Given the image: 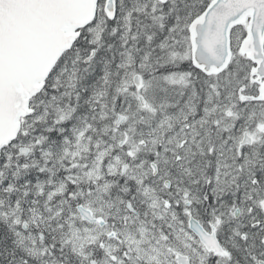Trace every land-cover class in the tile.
Wrapping results in <instances>:
<instances>
[{
	"label": "flooded vegetation",
	"instance_id": "flooded-vegetation-1",
	"mask_svg": "<svg viewBox=\"0 0 264 264\" xmlns=\"http://www.w3.org/2000/svg\"><path fill=\"white\" fill-rule=\"evenodd\" d=\"M251 68L249 71L243 68L242 73L235 75L240 78L241 88L248 82L251 84L241 95H238L241 88L237 91L233 88L232 67L217 77H206L198 72L193 88L198 100L193 104L195 110L169 111L167 117L174 120V130L169 134L179 132L181 136L178 144L160 157L154 158L145 142L141 143L144 159L138 158L130 146L127 151L122 149L125 144L135 145V141L140 140L139 131L125 135L123 147L107 157L102 155L105 147L98 126L81 141L71 138L79 152L78 159L60 174L53 172V168L59 167L51 166L46 188L49 186L50 193H55L65 183V192L76 197L73 204L68 201L75 207L74 215L86 228L95 230L96 240H90L85 264H119L121 256L126 260L135 259L133 264H264V101L255 100L258 87L248 77ZM244 76L247 80L242 82ZM200 87L204 94L199 93ZM190 91L182 86V94H192ZM214 98L219 103L212 101ZM226 102L233 106L221 108ZM152 128L151 120L147 119L144 126L147 139L153 137L148 131ZM112 144L111 139L106 149ZM114 159L129 163L113 166ZM21 175L22 185L40 180H35V174L27 179L23 171ZM136 176L140 195L137 192L135 196H125V200L129 199L124 206L120 204L119 210L124 215L121 219L111 193L119 184L132 181ZM73 186L82 191L81 195L71 190ZM105 186L113 187L108 197L99 195ZM55 196H52L53 202H57ZM78 207L90 211L103 225L82 218ZM37 210L40 211H31L32 221ZM57 210L63 212L61 206ZM39 216L44 218L41 213ZM191 220L206 230L214 229L227 255L204 250L190 231ZM126 221L133 224L132 232L137 240H124L120 227ZM24 224L27 229L23 232L31 234L32 224L23 222L22 227ZM152 227V234L142 240V229L150 232ZM157 228H161L160 232ZM112 233L114 237L109 238ZM40 235L37 234L39 242L54 243ZM7 241L16 242L13 247L6 243V251H17V258L10 257L14 264H39V259L28 256L20 240Z\"/></svg>",
	"mask_w": 264,
	"mask_h": 264
},
{
	"label": "rangeland",
	"instance_id": "rangeland-1",
	"mask_svg": "<svg viewBox=\"0 0 264 264\" xmlns=\"http://www.w3.org/2000/svg\"><path fill=\"white\" fill-rule=\"evenodd\" d=\"M103 1L99 2V8ZM208 1L168 0L166 5L161 6L155 0H118L117 16L112 24H108L101 13L93 24L83 30L81 42L93 47L85 52H81V47H73L65 55L47 80L44 92L32 101L35 113L26 120L24 134L4 152L2 160L5 167L12 163L23 164L22 171L33 169V173H36L35 180L41 181L26 185H22L23 182L17 183L14 197L11 191L16 190V186L10 184L8 180L0 185V194L3 195L0 199V223L3 224L6 236L3 249H7L6 243L12 244L7 240H20V245L24 247L28 256L39 259V264L86 263L88 256L86 250L91 245L90 240H96L95 230L86 228L75 215L64 219V212L57 210L59 204L52 201V196L68 194L65 192L67 187L65 183L60 185L55 193L44 192L50 179L51 166L56 165L64 170L73 164L78 159L79 152L75 150L76 145L75 142H71V138L81 141L83 136L90 134L97 126L105 138L118 135L117 141L107 149L105 147L107 142H103L105 147L103 157L117 150L119 142L123 140V134L130 135L137 131L140 140L129 146L135 149L136 156L141 159L145 158L144 148H141L142 142H145L146 148H150L154 158L164 155L166 147L178 144L179 132L169 134L174 130V120H170L167 115L173 109L176 111L184 109L186 113L195 110L193 104L198 100L193 95V88L194 82L198 80V73L191 69L188 63L190 49L187 27L205 10ZM156 22L158 25H154ZM118 35L119 45L116 42ZM243 37L241 28L231 32L234 91L241 88L240 78L235 75L243 72V61L237 55ZM127 45L133 47L128 51ZM92 51L95 53L94 59L84 64V60ZM89 70L92 74L97 72L98 75L93 78L94 84L86 86L82 74ZM135 75L142 78L137 89L139 91L135 90L132 84ZM182 79L185 82L182 83ZM246 80L244 76L242 82ZM182 86L190 89L192 94H182ZM250 86L249 82L242 85L238 95H241L244 89L248 90ZM199 93L204 94L203 87H200ZM140 95L143 96L144 108L138 100ZM152 95L160 96L162 99L158 101ZM216 96L218 98L219 94ZM236 96L234 93L233 97ZM212 101L219 103L216 98ZM230 106L233 105L226 102L221 108ZM76 108L79 109V114H76ZM118 111L127 114L128 119L122 131L116 133L111 126L113 127L116 119L115 112ZM203 112L211 113L208 110ZM65 118H69L70 121L64 124L62 121ZM147 119L151 120L153 126L148 130L153 135L151 139L144 137ZM47 120L48 123H45ZM21 148L30 150L28 156H19ZM120 162L121 160L114 159L113 166L114 163ZM46 166L48 171L44 169ZM35 189L38 190L35 192ZM71 190L76 191L78 195L82 193L74 186ZM112 191V186H105L99 195L108 197ZM29 196L37 199V204L38 201L41 203L38 205L39 212L44 217L42 224H49L51 227L53 237L47 235V239L53 240L52 245L38 241L37 234L43 235L44 232L35 219L31 220V211L21 207L22 200H27ZM62 199H65V196ZM123 201L125 199H116L115 205V211L121 215V219L124 215L119 207L120 204L124 206ZM23 222L32 224L34 229L31 227V234L22 231ZM132 227L130 221L121 224L120 232L124 240H137ZM153 229L152 227L150 232L142 229V240H146ZM157 229L160 232L161 228ZM15 243L13 242L11 247ZM134 262L133 258L126 260L121 256L120 263Z\"/></svg>",
	"mask_w": 264,
	"mask_h": 264
},
{
	"label": "water",
	"instance_id": "water-1",
	"mask_svg": "<svg viewBox=\"0 0 264 264\" xmlns=\"http://www.w3.org/2000/svg\"><path fill=\"white\" fill-rule=\"evenodd\" d=\"M115 1L106 0L104 5L109 20L115 16ZM95 2L0 0V147L15 138L18 118L30 114L28 99L41 90L54 63L78 37L75 31L93 19ZM247 18L239 54L255 65L251 76L257 81L264 79V0H212L188 28L193 67L206 75L223 71L231 58L229 32ZM134 80L137 84L138 78ZM259 99H264V83ZM123 121L119 117L115 126ZM22 151V155L27 154ZM78 211L84 219L94 221L89 211L81 207ZM190 230L208 252L221 251L214 231L207 233L195 221L190 223Z\"/></svg>",
	"mask_w": 264,
	"mask_h": 264
},
{
	"label": "bare ground",
	"instance_id": "bare-ground-1",
	"mask_svg": "<svg viewBox=\"0 0 264 264\" xmlns=\"http://www.w3.org/2000/svg\"><path fill=\"white\" fill-rule=\"evenodd\" d=\"M133 14H135V10L133 11ZM154 25H158V23L156 22V24L154 23ZM120 33H121V31H120ZM120 33H119V35H120ZM119 35L116 38V42H117L118 45L120 44ZM126 47L128 48V51H129V49L132 48L133 46L132 45H127ZM159 49L163 50V48H159ZM82 71H84V70H82ZM87 73L93 75V76H90V77L86 78L88 81L93 80V78H95V76L98 75L97 72L92 74V72L90 70ZM152 96H154V95H152ZM154 97L158 101L160 99H162L160 96H154ZM45 123H48V120ZM180 136H181V133H179V137ZM169 148H170V146L166 147L167 150ZM122 163L123 164L129 163V161H126V162L121 161L120 164H122ZM102 165L103 164H101L100 167H102ZM104 167L107 168L106 165H104ZM53 172L57 173V174H60L62 172V169L61 168H59V169L53 168ZM137 182H139V177L138 176L133 177L132 181H129L127 183L119 184L117 186V188L111 193V197L115 198V203H116V199L117 200H123L125 198V196H135L137 194V192L140 195V189H139V187L137 185ZM44 192L48 193V192H50V189L49 188H45ZM71 195L72 194L61 193V194L55 196V199H56L57 203L59 204V206H61L63 208L64 219H69L70 215H74V213H75V207L74 206L71 207L70 204L68 203V201H70L73 204L75 202V200H76V197L73 196L74 198H72ZM64 196H65V199H62ZM69 196H70V200L68 199ZM128 199L123 201V203L125 204L128 201ZM38 204H41V203L38 201ZM38 204H37V199L29 196L27 200L22 201L21 207L24 210L32 211V210H35V209H39V205ZM0 264H14V261L11 258L3 257V258H0Z\"/></svg>",
	"mask_w": 264,
	"mask_h": 264
},
{
	"label": "trees",
	"instance_id": "trees-1",
	"mask_svg": "<svg viewBox=\"0 0 264 264\" xmlns=\"http://www.w3.org/2000/svg\"><path fill=\"white\" fill-rule=\"evenodd\" d=\"M112 24V23H111ZM82 37V36H81ZM74 47H81V52H85V51H87L89 48H91V47H93V46H91V45H87V43H82L81 42V40L79 39L76 43H75V45H74ZM80 51V50H79ZM98 59V58H97ZM104 60H109V59H104ZM82 76L85 78V85L86 86H88V85H91V84H94L95 82H93V80H91V81H88L86 78L87 77H90V76H93V75H91V74H88V73H84V74H82ZM87 90V89H86ZM78 92H80V91H78ZM79 109L78 108H76L75 109V111H78ZM44 169L46 170V171H48V166H46V167H44ZM17 179H18V169H17V164H15V163H12V164H9V166H4V162H3V160H1L0 159V185L2 184V183H4L6 180H8L9 181V183L11 184H13V186H16V190L15 189H13V191H11V193H14V195L12 196V197H14L15 196V193L17 192ZM0 193H1V190H0ZM1 197H3V195L2 194H0V199H1ZM38 211V210H37ZM39 211L38 212H35V215H36V217H35V221L39 224V223H41V219H40V216H39ZM3 224H1L0 223V258H3V257H8V258H10V257H12V259H13V257H15V258H17L16 257V252L14 251V250H11V251H6L5 249H3V245H4V240H6L5 239V230H4V228H3V226H2ZM40 229L44 232V233H47V232H49L50 230H51V227H50V229L48 228V227H46V226H44V225H40ZM6 231H8V230H6ZM53 237V236H52ZM14 258V259H15ZM14 261V260H13Z\"/></svg>",
	"mask_w": 264,
	"mask_h": 264
}]
</instances>
